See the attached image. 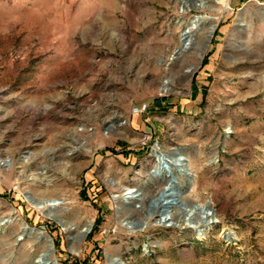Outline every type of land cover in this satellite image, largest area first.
Returning a JSON list of instances; mask_svg holds the SVG:
<instances>
[{"label":"rangeland","instance_id":"374dc122","mask_svg":"<svg viewBox=\"0 0 264 264\" xmlns=\"http://www.w3.org/2000/svg\"><path fill=\"white\" fill-rule=\"evenodd\" d=\"M35 230L55 264H264V0H0V264Z\"/></svg>","mask_w":264,"mask_h":264},{"label":"bare ground","instance_id":"6f19581e","mask_svg":"<svg viewBox=\"0 0 264 264\" xmlns=\"http://www.w3.org/2000/svg\"><path fill=\"white\" fill-rule=\"evenodd\" d=\"M201 20V17L200 16H197V18H192L188 25L186 26V29L184 30L185 31V34L186 36L189 35L190 32H192L193 30L197 29L198 27V22ZM211 28H213V26H211ZM182 158L183 156L181 154H177L176 157H175V161L177 163V161H180L179 164L180 165H183L182 163ZM160 160V159H159ZM159 162V161H158ZM178 165V163H177ZM160 166L157 165V167L155 169H159ZM179 168V167H178ZM135 190L132 189V188H126L125 189V192L123 193V197H132V196H135ZM57 201L54 200V199H51V200H46V201H43L41 202L40 204H38L37 206L38 207H45V206H49V205H54ZM207 217H205V222L206 220H210V216H208V214H206ZM197 225V224H195ZM28 227V226H27ZM23 228L25 229L26 227L23 226ZM31 229V231L33 232L34 228L33 227H28ZM64 229H68L70 230L71 227L69 226H66L64 225L63 227ZM26 230V229H25ZM24 231V230H23ZM30 231V232H31ZM29 232V231H28ZM35 233H36V237L44 244L45 248L42 250V252L37 256V258L35 259V264H55V261L50 257L53 249H52V245H51V242L48 241V237L47 235L44 233V232H41L39 230H35ZM119 260H117V264H119L118 262Z\"/></svg>","mask_w":264,"mask_h":264},{"label":"water","instance_id":"95a60500","mask_svg":"<svg viewBox=\"0 0 264 264\" xmlns=\"http://www.w3.org/2000/svg\"><path fill=\"white\" fill-rule=\"evenodd\" d=\"M186 34H185V31L183 32V37L185 38ZM25 226H27V224H25Z\"/></svg>","mask_w":264,"mask_h":264}]
</instances>
